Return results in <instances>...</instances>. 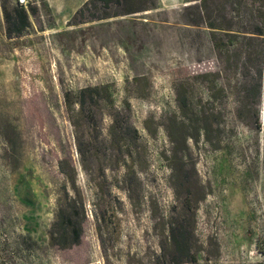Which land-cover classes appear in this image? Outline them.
<instances>
[{
  "label": "rangeland",
  "instance_id": "obj_1",
  "mask_svg": "<svg viewBox=\"0 0 264 264\" xmlns=\"http://www.w3.org/2000/svg\"><path fill=\"white\" fill-rule=\"evenodd\" d=\"M84 1L34 0L31 26L13 38L0 6V264H153V210L167 215L178 203L166 130L179 114L174 86L215 59L197 0H158L150 11L70 24ZM96 84L109 85L117 105L130 101L148 156L140 204L114 185V201L102 207L106 258L92 214L95 175L82 166L64 102L66 91ZM109 123L105 115V135ZM229 128L238 136L220 148L203 138L191 143L198 262L264 264V133ZM70 154L88 220L82 243L60 250L50 229L65 182L58 159ZM121 173L107 170L114 183Z\"/></svg>",
  "mask_w": 264,
  "mask_h": 264
},
{
  "label": "trees",
  "instance_id": "obj_2",
  "mask_svg": "<svg viewBox=\"0 0 264 264\" xmlns=\"http://www.w3.org/2000/svg\"><path fill=\"white\" fill-rule=\"evenodd\" d=\"M157 5L158 0H86L69 22L77 25L132 15ZM193 5L209 30L215 59L212 66L188 69L174 86L179 114L166 130L178 203L167 215L153 210L159 238L153 264H199L191 143L196 146L203 138L220 148L223 141L238 136L230 124L240 123L264 133V0H197ZM0 6L9 38L22 36L31 26L30 15L38 12L36 5L26 8L14 0H0ZM64 102L82 166L85 171L92 169L95 175L91 176L97 189L92 214L106 258L108 248L101 224L109 215L102 207L108 200L114 201V185L127 194L133 205L140 204L141 174L148 167L147 146L132 120L130 101L117 105L109 85L66 91ZM105 115L110 118L106 135ZM58 166L65 182L56 200L50 244L67 250L82 243L88 210L72 155L60 157ZM107 170H122L120 180H110Z\"/></svg>",
  "mask_w": 264,
  "mask_h": 264
},
{
  "label": "built area",
  "instance_id": "obj_3",
  "mask_svg": "<svg viewBox=\"0 0 264 264\" xmlns=\"http://www.w3.org/2000/svg\"><path fill=\"white\" fill-rule=\"evenodd\" d=\"M20 4H22L24 7L29 8L30 5L34 3V0H16Z\"/></svg>",
  "mask_w": 264,
  "mask_h": 264
}]
</instances>
